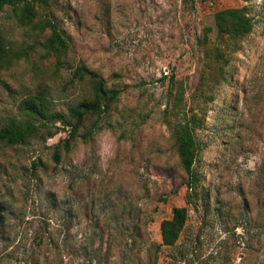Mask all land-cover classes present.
I'll return each mask as SVG.
<instances>
[{
    "label": "rangeland",
    "instance_id": "1",
    "mask_svg": "<svg viewBox=\"0 0 264 264\" xmlns=\"http://www.w3.org/2000/svg\"><path fill=\"white\" fill-rule=\"evenodd\" d=\"M242 6L251 30L223 49L224 78L211 81L213 13ZM46 11L68 41L60 64L43 49L48 30L0 10L9 44L31 47L0 68V125L25 118L20 102L34 96L72 121L67 109L92 97L72 77L79 64L120 92L66 149L63 126L0 143V264H264V0H48ZM201 73L209 99L195 91ZM177 85L201 123L192 188L164 122ZM175 206L186 220L164 246L159 223Z\"/></svg>",
    "mask_w": 264,
    "mask_h": 264
},
{
    "label": "trees",
    "instance_id": "2",
    "mask_svg": "<svg viewBox=\"0 0 264 264\" xmlns=\"http://www.w3.org/2000/svg\"><path fill=\"white\" fill-rule=\"evenodd\" d=\"M4 7H9L11 15L19 25L38 31L48 30V35L42 41L43 49L55 57L57 64L62 62L61 58L68 49V41L57 27L54 19L47 14L48 0H0V10ZM39 9L42 10L40 14ZM213 26L220 45L206 47L204 54L216 67L214 73L210 71L207 75H210L211 81H217L215 77L224 78L220 64L227 62V55L223 49L226 47L232 51L236 42L250 32L252 23L245 7H227L213 13ZM210 30L209 26L203 28L202 42L205 45L207 32ZM30 48V46L25 49L13 48L5 39L0 28V68H6L14 60L27 57ZM205 76L204 73H201L195 91L209 99L203 93ZM72 77L78 82L85 83L92 93L90 99H82L67 109L68 116L72 118V121L66 120L59 112L49 111L42 103L41 97L25 98L20 102L25 118L19 120L10 118L0 125V143L8 146L23 143L29 137L39 134L43 129L46 133L42 134L41 138L45 139L52 137L60 130V126H63L68 127V136L62 141L66 149L72 133L86 116L96 115L99 118L100 114L118 99L120 90L105 86L101 76L83 64L74 67ZM168 93L167 107L171 111L172 119H168L166 116L164 122L170 130L179 164L187 175L186 186L192 188L195 184V174L191 167L197 150L193 132L200 126V118L193 112L189 115L186 114L181 86L177 85L174 92L169 90ZM167 107L165 111H167ZM56 121H59L60 125H56ZM97 122L98 119L94 122L93 127L98 129ZM87 135L83 134L82 136L87 137ZM54 159H58L57 151L54 152ZM185 220L186 209L184 206L171 208L170 217L162 219L159 223L162 245H175Z\"/></svg>",
    "mask_w": 264,
    "mask_h": 264
}]
</instances>
